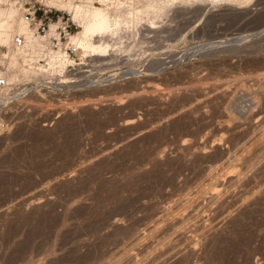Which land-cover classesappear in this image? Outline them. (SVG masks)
Listing matches in <instances>:
<instances>
[{
    "label": "rangeland",
    "instance_id": "1",
    "mask_svg": "<svg viewBox=\"0 0 264 264\" xmlns=\"http://www.w3.org/2000/svg\"><path fill=\"white\" fill-rule=\"evenodd\" d=\"M107 1L150 15L5 112L0 264H264V0Z\"/></svg>",
    "mask_w": 264,
    "mask_h": 264
},
{
    "label": "bare ground",
    "instance_id": "2",
    "mask_svg": "<svg viewBox=\"0 0 264 264\" xmlns=\"http://www.w3.org/2000/svg\"><path fill=\"white\" fill-rule=\"evenodd\" d=\"M40 1L60 11H65L67 8H69V10H72L74 12V18L77 20L80 30L75 35L70 36L69 41L67 43L73 48L80 49L79 50L80 53H83L85 56H90V57H95V56L105 57L110 55L108 53L109 51H111V49H113L112 48L113 45H111L110 42L113 41L114 37L119 36L118 34L122 31V27L126 26L129 23L137 24L139 21H141L142 15L145 14L150 15V13H148L150 10L148 12L146 10L145 11L135 10L131 12L127 11L128 13L126 12L123 13L122 11H119L116 8V10L113 11V9L115 8H111L112 5H110L111 7H109L107 0H98L101 7H96L93 5H88V6L86 5V7L76 6L70 2L63 3L62 0H40ZM158 1L160 2V0ZM162 1L164 2L162 3ZM162 1H161L162 4L161 3L158 4L159 2L157 4L156 3L154 4L155 1H152L153 3L151 5L152 8L150 7L152 15L155 16L159 14L165 8V4H168L169 2L175 0H162ZM0 3H1L0 4V43L1 44L8 43L13 34L24 35V37L29 42L28 49H17V50L10 49L9 55H10L11 74H9L8 76L9 79L11 80L17 78L28 79L30 77H36L44 72L54 73L55 71H57V69L63 71V69L67 67V64L72 62L70 58L66 57L63 49L59 48L51 52L48 58H46L45 63H37V59L35 57V48L36 45H38L39 41L32 35V31L28 27L26 19L20 13L17 7L13 5L12 0H0ZM69 10L67 9V11ZM55 27L56 24H51L48 32L50 36L54 34ZM154 90L159 91V89L157 88H154ZM219 185L221 184L220 181L218 180L211 183L207 192L202 193L201 195L203 194H205L206 196L208 195L210 199L209 203L211 202L213 204L218 203L219 206L223 207L224 205V202L222 201L223 199L222 200L220 199L223 197L219 198L218 195ZM166 210H167L166 208L163 209L164 212ZM188 243L192 245L193 241L190 239Z\"/></svg>",
    "mask_w": 264,
    "mask_h": 264
},
{
    "label": "built area",
    "instance_id": "3",
    "mask_svg": "<svg viewBox=\"0 0 264 264\" xmlns=\"http://www.w3.org/2000/svg\"><path fill=\"white\" fill-rule=\"evenodd\" d=\"M12 2L26 19L32 35L39 41L35 48L37 63H45L52 51L62 48L66 57L72 60L67 64L65 72L66 76H72L69 83L75 81L83 84L87 81L90 56H85L79 52L80 49L73 48L67 43L70 34L76 33L79 29V26L69 18V14L48 6L40 0H12ZM51 24H56V27L54 34L50 36L48 32ZM28 47L27 39L19 34H13L6 44L0 43V137L7 133L8 122L4 115L9 106L22 101L38 88L57 89L63 83H57L59 76L52 74L38 80L8 78L11 74L10 49H28Z\"/></svg>",
    "mask_w": 264,
    "mask_h": 264
}]
</instances>
